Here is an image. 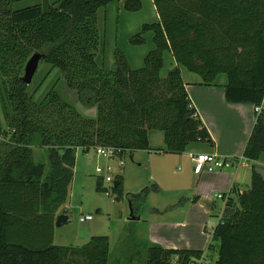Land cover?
<instances>
[{
  "label": "trees",
  "instance_id": "trees-1",
  "mask_svg": "<svg viewBox=\"0 0 264 264\" xmlns=\"http://www.w3.org/2000/svg\"><path fill=\"white\" fill-rule=\"evenodd\" d=\"M34 0H0V102L7 130L0 129V264H107L109 241L92 237L81 248L53 244L55 218L71 186L75 152L114 147L148 150V132L163 133L165 152L212 148L210 135L191 106L179 67L198 75L203 86L226 77L229 104L264 102V0H152L158 21L129 38L134 46L152 34L153 49L139 69H131L118 49L113 68L104 66L105 41L98 28L101 10L123 3L128 12L139 0H55L42 13ZM176 67L164 77L163 53ZM57 69L65 86L96 117L83 115L53 85L40 102L21 78L28 59ZM100 54L101 61L98 57ZM46 148L48 171L35 164L31 140ZM264 153V114H256L242 157ZM121 177L115 179L117 190ZM98 179L96 190L101 191ZM158 187L142 190L144 201ZM231 193V192H230ZM228 197L212 233L218 242L215 264H264V179L251 168L247 189ZM183 200H180V204ZM197 198L193 200L196 202ZM211 249V246H209ZM202 251L148 247L146 264H193Z\"/></svg>",
  "mask_w": 264,
  "mask_h": 264
},
{
  "label": "rangeland",
  "instance_id": "rangeland-1",
  "mask_svg": "<svg viewBox=\"0 0 264 264\" xmlns=\"http://www.w3.org/2000/svg\"><path fill=\"white\" fill-rule=\"evenodd\" d=\"M53 1L55 0H49V3ZM140 2L141 9L136 12L120 10V3L112 4L99 12L98 28L105 41L103 61L106 68L110 59L113 60L115 49L124 54L131 69L141 68L144 56L153 49L152 34L150 32L144 34L146 41L143 45L134 46L128 41L131 36L141 31L142 25L155 23V20L150 18L153 12L151 5L147 0H140ZM33 3L41 4V0L29 1L23 4L22 7L30 6ZM168 53L167 51L163 53L164 63L160 72L161 76L169 65L170 57ZM182 70L185 69L182 68ZM219 78L226 80L224 75H219L217 81L221 80ZM53 85H56L60 93L70 102H77L74 92L66 88L60 71L51 69L50 66L40 62L32 82L28 85V93H34V101L40 102ZM30 143L34 163L38 165L45 164V173H47L46 148L40 145L39 136H34ZM205 148V146H196L193 150L203 153L206 152ZM161 152V154H156V151L126 153L122 160L123 164L120 166L117 159L106 160L97 156L93 149L88 152L77 149L73 180L68 191L67 200L60 208L67 211L68 220L66 224L59 227L54 224L53 244L81 248L92 237L106 236L109 241V258L111 261L119 260L122 262L123 260L128 264H143L147 251L144 240L145 223L130 221L129 218L132 212L135 217L137 215H140V217L143 215V218L148 217L150 214L149 205L154 202L155 198L159 199L160 195L151 191L145 198V202H140V199L136 196H139L142 190L151 188L153 184L160 188L161 194L165 198L186 195L185 191L187 190H184V188L189 186L190 173L192 177H195V180L199 173L198 171L193 172L188 157L189 150L182 154H170L165 150H161ZM108 165L111 166L112 170L105 173V175L110 176L114 181L117 176H120V186L117 190H114L111 184L102 182L103 189L97 191L96 182L101 178L95 173V169L97 167L104 169ZM239 168L240 172L246 171L242 166ZM152 175L158 179V183L153 180ZM106 192L109 194L108 196ZM216 200L217 213L212 217L215 223L218 221L216 215H218L219 208H221V200ZM185 209L186 207L180 208L179 214ZM86 215L92 216V220L81 223L79 221L80 217ZM208 263L215 264L214 258L209 259ZM68 264H85V262L84 259L76 256L73 258V262L69 260Z\"/></svg>",
  "mask_w": 264,
  "mask_h": 264
},
{
  "label": "crops",
  "instance_id": "crops-1",
  "mask_svg": "<svg viewBox=\"0 0 264 264\" xmlns=\"http://www.w3.org/2000/svg\"><path fill=\"white\" fill-rule=\"evenodd\" d=\"M147 1L151 5L153 11L150 18L157 22L158 15L152 0ZM119 7L120 10H125L123 8V3H120ZM168 55L170 57L169 65L161 77H164L170 69L176 67V63L170 53H168ZM99 58L101 61V56H99ZM107 66L108 69L113 67L112 59H110L109 64L107 63ZM179 71L190 104L195 109L197 116L206 127L214 143L212 148H205L206 152L213 153L218 157L241 158L255 122V107L250 104L227 103L224 98L226 80H222V78H219L221 80L217 81V77L214 86H203L198 76L188 73L180 67ZM74 96L76 99L75 93ZM74 104L80 109L83 115H90L89 117L91 118L96 117L95 108H84L78 101L76 103L74 102ZM0 129L2 131L7 130L1 105ZM147 137L148 150H145L146 152L159 151V154H161V150H165L162 132L150 131ZM190 153L198 154L200 152H195L193 149H190L188 157ZM189 161L193 167V172H196L195 164L191 162L190 158ZM43 165L45 166V164ZM242 167L246 169V171L240 172V168H238L237 170H222L211 173L201 172L198 173L196 180L195 177H192L191 173L188 172L190 173L189 186L184 188V190H187L185 191L187 196L183 194L176 198H165L162 196L161 190L158 187V191L154 194L160 196L159 199L155 198L152 203L154 205L148 204V209H150V214H146L148 217L143 218V215L141 217L140 215L135 217L132 212L129 218L130 221H141L143 224L145 223V246L147 248L160 247L162 249L202 251L205 264H209L208 260L212 258H214L216 262L218 242L212 240L213 230L218 223V221L215 223V221L212 220V217L217 213L216 195L231 192L230 197H234L235 194L233 191L240 194L241 191L247 189L250 182L252 167L264 179V153L257 161L251 163L246 162ZM151 177L158 183V179H156L154 175ZM195 198H197V201L193 202ZM180 200H183L181 204L179 203ZM140 202H145V200H140ZM184 207H186V209L182 210L179 214V209ZM223 207L224 203L221 201L220 211H218V215H216L218 220ZM62 210L65 209H59L58 213ZM132 218H134V220H132ZM209 246H211V249H209ZM144 259L146 260V256ZM107 264H128V262L123 260L122 262L119 260L111 261L108 253ZM143 264H146V262Z\"/></svg>",
  "mask_w": 264,
  "mask_h": 264
},
{
  "label": "built area",
  "instance_id": "built-area-1",
  "mask_svg": "<svg viewBox=\"0 0 264 264\" xmlns=\"http://www.w3.org/2000/svg\"><path fill=\"white\" fill-rule=\"evenodd\" d=\"M255 114H264V102L260 107H255ZM95 154L99 157H102L106 160H114L117 159L119 161V165L122 166L123 158L126 153L119 148H114V147H96L93 149ZM159 151H156V154H159ZM189 158L191 162L195 164V171H198L199 173L201 172H215V171H222V170H237L240 166H244V164L247 162L243 157L241 158H224V157H218L213 153H198V154H189ZM112 170L111 166L108 165L104 169L97 167L95 169V173L98 175V177L101 178V182H106L114 186L115 181L108 175H105V173L110 172ZM106 195L108 196L109 194L106 192ZM230 196L229 193L225 194H217L216 199L221 200L224 203H226V200ZM224 208V207H223ZM223 211V210H222ZM222 211L220 213L219 220L222 215ZM92 216L86 215L83 217H80L79 221L81 223L91 221ZM218 220V222H219ZM193 264H205L204 259L202 258L201 260H198L196 263Z\"/></svg>",
  "mask_w": 264,
  "mask_h": 264
},
{
  "label": "water",
  "instance_id": "water-1",
  "mask_svg": "<svg viewBox=\"0 0 264 264\" xmlns=\"http://www.w3.org/2000/svg\"><path fill=\"white\" fill-rule=\"evenodd\" d=\"M41 9H42V13L44 15H46L50 12L49 0H41ZM41 60H42L41 54L34 53L26 62L25 66H24V70H23V76L21 78V81L25 85L28 86L32 82V79L38 70V65L41 62ZM116 185L117 184L114 183V186H116ZM67 220H68L67 211L62 210L58 213V215L55 218V226L59 227V226L66 224ZM132 220H134V218H132Z\"/></svg>",
  "mask_w": 264,
  "mask_h": 264
}]
</instances>
